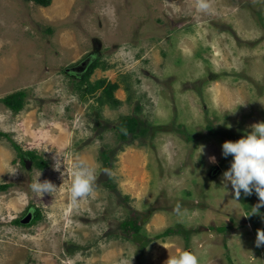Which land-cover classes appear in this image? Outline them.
Wrapping results in <instances>:
<instances>
[{"label": "rangeland", "instance_id": "374dc122", "mask_svg": "<svg viewBox=\"0 0 264 264\" xmlns=\"http://www.w3.org/2000/svg\"><path fill=\"white\" fill-rule=\"evenodd\" d=\"M209 3L0 0V264H165L181 250L200 264H264V207L247 215L258 196L221 187L222 143L264 121V0ZM91 53L99 65L84 84L105 81L83 96L66 68ZM108 83L115 104L98 100ZM17 91L14 112L1 99ZM127 116L139 125L122 136ZM26 151L46 167L23 164ZM77 157L97 180L73 207ZM39 172L57 186L42 197L30 188ZM34 209L36 222H14Z\"/></svg>", "mask_w": 264, "mask_h": 264}, {"label": "clouds", "instance_id": "9594fccd", "mask_svg": "<svg viewBox=\"0 0 264 264\" xmlns=\"http://www.w3.org/2000/svg\"><path fill=\"white\" fill-rule=\"evenodd\" d=\"M195 7L200 12H208L211 6L209 0H196ZM250 129L240 138L234 141L225 140L221 145V155L225 158L229 156L232 158L229 167L222 173L221 187L225 190L224 195L227 194L230 186L235 201H239L241 193L250 196L255 192L259 198L258 202L249 208L247 215L259 214V209L264 207V121L250 125ZM203 152L204 147L201 146L197 159ZM208 161L216 164V156H208ZM61 165H63L62 159L54 157L53 168L60 171ZM105 174L110 175V172L105 170ZM62 175L63 172H61ZM39 176L40 172L30 185L32 192L42 197L45 193L51 194L55 191L56 185L48 180L41 181ZM96 180L95 168L86 160L77 157L73 163L70 186V199L73 207H78L79 201L86 199L93 192ZM255 245L256 247L264 246V230H257ZM165 264H200V261L195 253L181 250L175 255L168 256Z\"/></svg>", "mask_w": 264, "mask_h": 264}, {"label": "trees", "instance_id": "16d2710c", "mask_svg": "<svg viewBox=\"0 0 264 264\" xmlns=\"http://www.w3.org/2000/svg\"><path fill=\"white\" fill-rule=\"evenodd\" d=\"M34 2L42 5V6H48L51 2V0H33ZM97 65H99L98 60H96V58H93L87 69L83 72V75L81 77V79H79V83H78V88L81 91L82 95H89L91 93H93L98 87H102L104 84V79H100L96 82H94L93 84L91 83H85L87 82V77L89 76L90 72L97 67ZM117 84L115 83H108L106 84L103 88H102V94L104 95V98H102V95L98 97V100L104 103V100H110V102L112 104H115L117 102V100H115L113 98V91L116 88ZM24 95L25 92L23 91H17L14 93H11L5 97H3L1 100L2 102L12 111L17 112L20 111L23 107V103H24ZM139 125L138 120L136 117L134 116H127L124 117L123 119H121L120 121V125L118 126L120 128L121 131V135L125 136L129 133L133 134L136 131L137 126ZM16 148H18V146H15ZM103 160L105 161V163H107L109 161V156L106 155V152H103ZM19 156L21 158V162L24 164V160L23 157L26 156L29 158V160H31L33 162V164L37 167V168H45L47 162L40 156H38L37 154H35L32 151H26L23 153H19ZM9 186V184L4 183V184H0V191L5 190L7 187ZM40 218V212L38 209H34L32 212V219L30 221V224L36 222L38 219ZM14 222L16 224H21L20 219H15ZM121 226L125 229L130 228L134 230V233L138 231V229L140 228V226L137 224L136 220L134 219H128V220H124L121 223ZM172 229H167L166 231H164V234H169L171 232Z\"/></svg>", "mask_w": 264, "mask_h": 264}, {"label": "flooded vegetation", "instance_id": "af4514ba", "mask_svg": "<svg viewBox=\"0 0 264 264\" xmlns=\"http://www.w3.org/2000/svg\"><path fill=\"white\" fill-rule=\"evenodd\" d=\"M96 57V53L94 54H89L87 57H85L83 60H81L79 63L74 64L73 66H71L70 68H66L67 73L68 70H74V74L79 76V79H81L83 72L87 69L90 61ZM71 75L73 73H70ZM30 210V209H29ZM30 212V211H29ZM28 213V211L26 212V214ZM32 213V212H31ZM25 214V216H26Z\"/></svg>", "mask_w": 264, "mask_h": 264}, {"label": "water", "instance_id": "95a60500", "mask_svg": "<svg viewBox=\"0 0 264 264\" xmlns=\"http://www.w3.org/2000/svg\"><path fill=\"white\" fill-rule=\"evenodd\" d=\"M31 219H32V214H31V212H28V213L26 214V216H24L22 219H20V222L26 224V223H28Z\"/></svg>", "mask_w": 264, "mask_h": 264}]
</instances>
